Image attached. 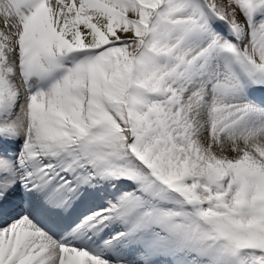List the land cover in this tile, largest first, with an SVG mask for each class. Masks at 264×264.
Here are the masks:
<instances>
[{
    "label": "snow or ice",
    "instance_id": "1",
    "mask_svg": "<svg viewBox=\"0 0 264 264\" xmlns=\"http://www.w3.org/2000/svg\"><path fill=\"white\" fill-rule=\"evenodd\" d=\"M0 264H264V0H0Z\"/></svg>",
    "mask_w": 264,
    "mask_h": 264
}]
</instances>
